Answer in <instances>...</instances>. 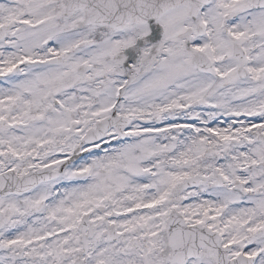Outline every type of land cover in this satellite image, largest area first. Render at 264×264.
Masks as SVG:
<instances>
[{"label":"snow or ice","instance_id":"obj_1","mask_svg":"<svg viewBox=\"0 0 264 264\" xmlns=\"http://www.w3.org/2000/svg\"><path fill=\"white\" fill-rule=\"evenodd\" d=\"M0 264H264V0H0Z\"/></svg>","mask_w":264,"mask_h":264}]
</instances>
